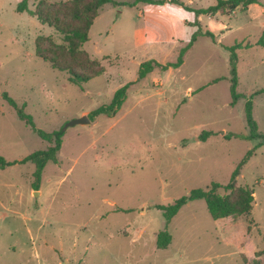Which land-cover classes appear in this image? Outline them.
Instances as JSON below:
<instances>
[{
	"label": "rangeland",
	"instance_id": "1",
	"mask_svg": "<svg viewBox=\"0 0 264 264\" xmlns=\"http://www.w3.org/2000/svg\"><path fill=\"white\" fill-rule=\"evenodd\" d=\"M19 1L0 0V155L20 160L51 145L4 93L38 128L64 135L60 163H47L38 189L33 162L0 168V264H264V254L258 255L264 248V145L235 178L254 189L250 214L214 219L205 199H194L166 224L155 206L193 188L227 184L247 152L262 142L245 135L252 95L264 133V92L254 94L264 88V47L255 44L264 38V15L241 7L197 15L177 3H106L82 47L103 72L76 84L68 71L36 55L39 35L65 44L63 35L18 11ZM39 1L29 0V7ZM183 1L194 8L217 3ZM199 28L214 32L215 40L201 35L180 67L156 68L139 78L143 61H175ZM239 42L254 45L237 49L241 97L232 105L227 46ZM129 82L115 116L69 124L109 103ZM204 130L216 134L199 140ZM165 228L172 242L159 248L157 234Z\"/></svg>",
	"mask_w": 264,
	"mask_h": 264
},
{
	"label": "trees",
	"instance_id": "2",
	"mask_svg": "<svg viewBox=\"0 0 264 264\" xmlns=\"http://www.w3.org/2000/svg\"><path fill=\"white\" fill-rule=\"evenodd\" d=\"M139 1H146L151 4L177 3L182 5L188 11H194L197 15L200 14H216L218 12L230 13L238 7L246 10L248 7L259 2V0H217V3L205 8H194L187 5L183 0H136L134 2L120 0H68L65 2L50 3L45 0H40L35 9L29 7V0H20L16 9L20 12L27 11L32 15H36L44 24H49L60 32L65 44H55L51 39L44 35H39L36 39V55L48 61L55 69L68 71L71 74V80L76 84L89 81L92 78L99 76L103 72V68L98 59L92 58L91 55L82 47L89 40L90 29L94 20L98 17L100 8L106 3L114 5H136ZM199 21V20H198ZM201 35H207L215 40L214 32L210 30L203 31L197 29L191 40L181 47L179 55L175 61L166 63L159 62L156 59H148L143 61L138 70L139 78L146 77L154 69L167 71L170 68H178L184 63V58L189 49L192 48L195 41ZM50 41L54 46L50 47L45 42ZM264 45V38L258 42ZM249 43H236L232 46H227L230 50V81L232 102L237 103L241 95L237 91L239 84V75L237 70L238 54L237 49L241 47H250ZM89 70V73H86ZM217 78L214 82L219 81ZM133 82H129L119 87L113 94L109 103H105L96 109L89 112L88 116L91 120L97 119L101 115L115 116L127 99L128 89ZM264 92V88L258 90L254 94ZM5 98L17 110L18 116L31 126L34 131L43 139L51 143L46 149L33 151L20 160H9L3 155H0V168L15 165L17 163L33 162L36 166L33 173V185L38 189L42 179L43 170L48 162L60 163L58 152L63 144V130H55L52 132L45 131L35 125L33 116L20 107L17 101L8 93H4ZM253 95L246 102V119L250 128V133L245 135L246 138L256 139L263 138L262 142L250 149L242 161L236 167L232 180L227 184L213 182L208 188H193L188 194L176 198L169 204H156L155 206L162 210L166 220V224L175 216L178 211L189 201L194 199H205L208 210L214 219L221 218H237L244 214H250L254 203V189L249 186L239 185L236 182V177L240 175L241 169L245 163L256 153V150L261 145H264V133L260 132L257 120L253 113ZM216 134L212 130H204L199 135V140H206L210 136ZM226 137H232V134H225ZM223 188L226 193H220L219 189ZM172 242V235L167 228L161 230L157 234V246L166 248ZM264 254V248L258 252V255ZM257 261V259H255Z\"/></svg>",
	"mask_w": 264,
	"mask_h": 264
},
{
	"label": "crops",
	"instance_id": "3",
	"mask_svg": "<svg viewBox=\"0 0 264 264\" xmlns=\"http://www.w3.org/2000/svg\"><path fill=\"white\" fill-rule=\"evenodd\" d=\"M252 9L257 10L259 14L264 15V0H259V2L251 4V5L248 7V9H246V10H244V11H249V10H252ZM242 10H243V9H242ZM262 38H263V37H262ZM259 40H260V39H259ZM259 40H258L255 44H257V45H261V46L264 47L263 44H259V43H258ZM245 44H246V43H245ZM249 44H251V43L249 42ZM253 45H254V44H251V46H253ZM262 89H263V88H262ZM260 90H261V89H260ZM46 165H47V164H46ZM255 259H257V258H255Z\"/></svg>",
	"mask_w": 264,
	"mask_h": 264
},
{
	"label": "water",
	"instance_id": "4",
	"mask_svg": "<svg viewBox=\"0 0 264 264\" xmlns=\"http://www.w3.org/2000/svg\"><path fill=\"white\" fill-rule=\"evenodd\" d=\"M90 121H91V119H90V117L88 116V114H85L84 116H82V117H80V118H78V119L73 120V121L70 122L69 124L88 123V122H90ZM69 124H68V125H69Z\"/></svg>",
	"mask_w": 264,
	"mask_h": 264
}]
</instances>
